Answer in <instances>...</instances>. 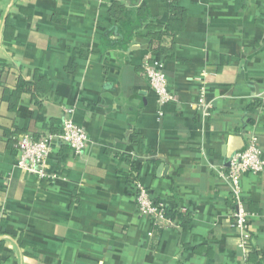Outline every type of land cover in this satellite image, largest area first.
<instances>
[{
    "label": "crops",
    "instance_id": "obj_1",
    "mask_svg": "<svg viewBox=\"0 0 264 264\" xmlns=\"http://www.w3.org/2000/svg\"><path fill=\"white\" fill-rule=\"evenodd\" d=\"M177 6L184 27L160 51L166 0H0V264H264V174L242 180L248 254L225 179L251 138L264 152V0ZM151 59L176 102L158 103ZM20 81L33 91L11 110ZM69 117L87 132L83 156L55 147V181L18 169L9 139L62 131ZM137 185L189 229L142 216Z\"/></svg>",
    "mask_w": 264,
    "mask_h": 264
},
{
    "label": "built area",
    "instance_id": "obj_2",
    "mask_svg": "<svg viewBox=\"0 0 264 264\" xmlns=\"http://www.w3.org/2000/svg\"><path fill=\"white\" fill-rule=\"evenodd\" d=\"M169 4L178 0H166ZM144 74L151 90L156 94L160 105L177 101V96L169 90V83L163 65L156 59L149 60L144 66ZM204 106V94L199 100V107ZM72 114L73 111L67 110ZM88 135L84 128L76 125L72 118L65 119L60 133L46 132L40 137L25 133L16 137L14 149L17 153L16 166L30 176L55 181L57 176L50 171V161L55 147L68 146L77 158L84 154L88 143ZM264 174V152L256 137L251 138L244 151L230 159V166L225 179L229 185L231 200L235 211L233 228L240 235L239 248L246 254L250 252L252 236L249 221L252 214L246 209L242 195V180L246 174ZM137 207L142 216L158 223L165 220L164 205L156 203L149 191L137 185Z\"/></svg>",
    "mask_w": 264,
    "mask_h": 264
},
{
    "label": "trees",
    "instance_id": "obj_3",
    "mask_svg": "<svg viewBox=\"0 0 264 264\" xmlns=\"http://www.w3.org/2000/svg\"><path fill=\"white\" fill-rule=\"evenodd\" d=\"M170 5H171V13H172V18H171L170 24L167 26V28H165L164 31H161V32L154 34L156 40L159 42V44L161 46L159 48L160 51H164V47L162 45L165 44L166 39H172L174 37V35L176 34V32L183 29L185 19H186V11L185 10L178 7L177 3L170 4ZM127 12H128V10L120 4H114L113 7L111 8V14L114 17L121 15L122 17L126 18L127 14H128ZM142 14L144 16H148L146 10H143ZM150 27L153 28V25H151ZM5 69H6L5 62L0 60V85H1V78H2V75L5 71ZM33 86H34V83L20 81L17 88L14 91H12V92L7 91V94H5V100L8 101V103L10 104L11 110H14L16 108L17 102L23 93H29V92L32 93ZM0 128H1V126H0ZM51 132L52 133H60L61 129H58L55 131L51 130ZM15 144H16V136L15 137L13 136L12 138L9 139V147L11 149H14ZM123 178L125 180L131 181L134 183L139 182V179L137 176H135V177L132 175L131 176H124ZM246 209L248 212L251 213L249 204H246ZM164 213H165V218L168 220L176 221L178 219H182L184 229L185 230L189 229V225H188L189 220L183 214L175 212L168 207L164 208ZM250 248H251V245H250Z\"/></svg>",
    "mask_w": 264,
    "mask_h": 264
}]
</instances>
